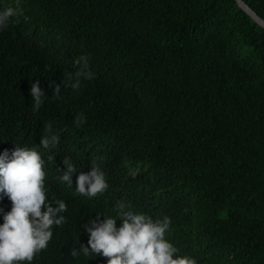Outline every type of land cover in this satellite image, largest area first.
I'll use <instances>...</instances> for the list:
<instances>
[{
    "label": "trees",
    "instance_id": "1",
    "mask_svg": "<svg viewBox=\"0 0 264 264\" xmlns=\"http://www.w3.org/2000/svg\"><path fill=\"white\" fill-rule=\"evenodd\" d=\"M244 1L264 19V0ZM19 7L23 14L0 31V153L39 145L46 121L67 128L46 181L67 204L66 228L54 229L55 245L33 264H77L69 252L87 244L83 224L134 197L170 217L172 241L198 264H264V29L236 0H19ZM82 56L95 78L77 91L62 88L60 100L34 114L30 83L40 80L50 97L49 83ZM80 113L86 123L77 128ZM65 156L84 173L98 158L108 190L90 200L72 192L79 173L72 188L61 185L55 164L63 168ZM10 207L0 200L5 212Z\"/></svg>",
    "mask_w": 264,
    "mask_h": 264
},
{
    "label": "clouds",
    "instance_id": "2",
    "mask_svg": "<svg viewBox=\"0 0 264 264\" xmlns=\"http://www.w3.org/2000/svg\"><path fill=\"white\" fill-rule=\"evenodd\" d=\"M22 14L19 0L14 6L0 7V31L8 27L10 18ZM94 78L88 58L82 56L74 71H67L59 83H49L50 97L40 80L32 81L29 91L32 112H39L48 99L60 100L62 88L77 91L82 81ZM85 123L83 113L73 120L77 128ZM66 131L67 128L49 120L43 123L39 145L18 146L11 152L0 153V200L7 198L11 203L7 212L0 208V264H33L34 259L48 249L54 229L62 227L61 233L66 228L67 204L50 194L46 184L48 163L55 162L52 153ZM97 159L90 161V170L84 173L77 170L70 156H65L63 168L55 164L54 179L72 188V177L79 173L74 192L89 200L102 196L109 184ZM133 171L130 174L136 175ZM142 200L144 198L134 197L128 202L121 198L112 205L114 215L95 213L94 218L90 217L83 224L87 244H81L79 250L71 248V259L77 264L81 258L88 262L91 257L106 258V264H198L195 257L181 254L179 244L172 241L170 217L146 206ZM117 220H120L119 226Z\"/></svg>",
    "mask_w": 264,
    "mask_h": 264
},
{
    "label": "water",
    "instance_id": "3",
    "mask_svg": "<svg viewBox=\"0 0 264 264\" xmlns=\"http://www.w3.org/2000/svg\"><path fill=\"white\" fill-rule=\"evenodd\" d=\"M238 6L245 12L247 13L252 19L253 21L259 25L260 27H262L264 29V19L259 16L250 6L249 4L244 1V0H236Z\"/></svg>",
    "mask_w": 264,
    "mask_h": 264
},
{
    "label": "bare ground",
    "instance_id": "4",
    "mask_svg": "<svg viewBox=\"0 0 264 264\" xmlns=\"http://www.w3.org/2000/svg\"><path fill=\"white\" fill-rule=\"evenodd\" d=\"M129 183V182H128ZM130 187H133V186H131V185H129ZM74 189H75V183H74V188H73V190H71L72 192L74 191ZM130 205L132 206L133 204L130 202ZM156 213V212H155ZM54 244L55 245V239H54V237L52 238V240H51V242L49 243V246H50V244ZM48 246V247H49Z\"/></svg>",
    "mask_w": 264,
    "mask_h": 264
},
{
    "label": "rangeland",
    "instance_id": "5",
    "mask_svg": "<svg viewBox=\"0 0 264 264\" xmlns=\"http://www.w3.org/2000/svg\"><path fill=\"white\" fill-rule=\"evenodd\" d=\"M133 173L136 174L137 173V170L133 171Z\"/></svg>",
    "mask_w": 264,
    "mask_h": 264
}]
</instances>
